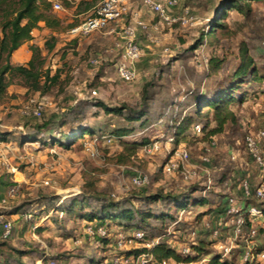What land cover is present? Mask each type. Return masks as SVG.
<instances>
[{
    "label": "rangeland",
    "instance_id": "rangeland-1",
    "mask_svg": "<svg viewBox=\"0 0 264 264\" xmlns=\"http://www.w3.org/2000/svg\"><path fill=\"white\" fill-rule=\"evenodd\" d=\"M56 1L63 6V10L54 9L63 20L62 27L55 32L40 27L32 42L41 48L45 67L52 73L60 71L58 81L47 92H39L28 90L21 78L15 76L0 105V200H7L0 202V214L13 225L7 238L0 228V242L5 241L7 253L19 257L24 264H112L117 232L130 233L131 229L111 222L107 228L109 241L104 243L98 234L87 232L90 225L96 228L95 222L67 213L65 207L70 199L81 197L80 193L100 194L128 206L146 208L144 200L134 199V193L168 194L184 190L206 194L211 199V212L199 217L203 207L190 206L177 213L172 210L173 218L165 222L150 218L140 224L147 232V242L152 246L163 242L183 259L166 258L169 264H200L214 253L242 264L241 249H247L249 244L264 248V231L246 243L225 224L227 218L221 211L224 207L221 199L225 196L221 194L235 196L240 206L243 200L240 182L247 178L256 188L262 181L257 165L246 153L244 137L247 131L264 125V83L245 84L246 100L230 105L236 120L228 122L215 135L204 137L203 132L196 134L192 127L196 123L206 125V130L213 127L212 111L207 116L191 113L197 92L216 87L237 67L241 46L248 48L264 72V1L250 2V16L232 10L224 22L231 32L226 36H209L206 31L222 0H179L174 15H186L188 22L164 23L158 30L145 34L158 40L163 37L164 44L159 51L154 46L156 52L151 49L136 61V77L132 81L118 77L116 64L121 48L115 45L118 36L107 33L109 27L119 30L122 24L112 23L93 32L94 36L71 38L65 35V28L70 23L79 24L92 9L75 17L71 15L74 7L78 4L77 9L85 10L88 0ZM52 36L55 42L50 49ZM26 43L13 53L12 64H26L31 54ZM164 47L169 50L162 52ZM211 57L222 61L215 70L209 66ZM95 58L96 64L91 62ZM144 91L148 99L142 121L129 123L122 115L107 113L94 104L100 100L112 107L126 104L138 110ZM31 99L44 103L40 117L23 113ZM74 115L88 123L95 133L77 138L67 147L48 142L47 128L54 133L67 131ZM186 116L193 120L182 130L185 137L178 134L180 140L175 142V125ZM44 123L49 125L43 126ZM130 125L134 130L124 139L140 143L147 139L131 155L123 139L110 134L115 127ZM26 134L33 135L22 140L20 137ZM181 149L189 151V161L185 166L166 171L164 166L176 162V153ZM231 152L237 154V160L230 158ZM185 169H195L197 175L187 180ZM137 174L147 176L144 187L134 186L132 178ZM208 178L213 185L204 193ZM11 189H15L13 195L9 194ZM262 201L252 198L245 203L260 206ZM150 206L157 211L169 203L157 201ZM212 227L220 230L218 237L211 234ZM194 230L195 236L191 234ZM218 242L230 247L227 255ZM199 244L205 249L197 256L195 246ZM187 256L195 258L185 261ZM8 262L12 263L11 259L0 254V264Z\"/></svg>",
    "mask_w": 264,
    "mask_h": 264
},
{
    "label": "trees",
    "instance_id": "trees-1",
    "mask_svg": "<svg viewBox=\"0 0 264 264\" xmlns=\"http://www.w3.org/2000/svg\"><path fill=\"white\" fill-rule=\"evenodd\" d=\"M96 1L97 0H90L85 2L89 7ZM263 1L264 0H222L221 5L215 12V18L210 24V29L206 31L207 35H228L231 31L224 22L232 10L238 9L245 16H250L252 10L250 2L259 3ZM41 23L44 26L51 28L53 31L60 29L63 25L62 18L54 11L50 0H0V105L6 98L8 87L12 83L15 76L21 78L23 86L28 90L39 92H47L50 87L58 81L60 71L56 69L54 73H52L51 69L45 67V58L38 45L31 44L29 46L31 55L26 64L14 65L10 61V58L17 49L33 39L32 33L35 29H39L41 27ZM74 25L75 24L70 23L68 27H72ZM51 39V42L48 43L50 49L54 47L55 37L52 36ZM221 64L222 61L217 59V57H211L209 59V66L212 70L217 69ZM251 82L258 84L264 83V72L260 70L255 57L249 52L248 48L246 46H241L239 52V63L233 72L220 80L216 87L208 90H201L196 94L195 105L191 110V113H195L198 116H207V113L212 111L213 119L215 121V125L208 130L205 129L206 125H203L202 132L204 137L212 136L223 131L228 122L236 120V113L230 105L246 100L248 93L247 91H244L245 84ZM141 99V108L138 110L130 108L126 104L112 107L100 100L96 101L94 104L96 106H100L107 113L110 112L122 115L124 120L131 123L132 121H142L143 119L145 113L144 107L148 99L145 91L143 92ZM192 120L191 116H186L179 124L175 125V142L180 140L176 137V135L182 134L181 137H185L182 130L188 127ZM69 123V129L61 133H54L50 127V129L47 128L46 138L49 140L47 141L54 143L58 142L67 147L70 142L76 140L77 138L95 133L94 129H92L88 123H83L76 115L73 116ZM75 123L78 125L73 126ZM48 125L49 123H44L43 126ZM194 125L192 127H194ZM38 128L41 130V126ZM133 130V125L121 126L113 128L110 133L119 139H123L124 146L130 155L134 154L139 144L147 143V139H143L141 143L139 141H129L124 139L130 135ZM1 133L2 132H0V134ZM32 135L33 134H26V136H22L20 138L22 140L31 139ZM144 186H139L137 188ZM80 194L81 197H74L70 199V203H68L65 209L69 214L88 219L91 223L95 222L96 227L104 226L108 228L109 224L113 222L115 224H121L128 229H141L142 227H140V224L146 223L150 218H154L162 222H165L168 218H173V214L171 213L172 210L177 213L178 211L189 208L190 206H202L203 209L198 213L199 217L210 213L212 210L210 205L211 199L206 194L197 195L189 190L168 194H162L161 192H154L148 195H144L141 192L134 193L132 195L134 199L144 200V203L147 205L146 208L128 206L121 201L107 199L100 194ZM223 195L225 196L221 199V202L224 207L221 211L222 214L225 215L230 196H227L224 193L221 194V196ZM90 200H96L97 203L93 205L88 202ZM128 201L129 200H127V202ZM157 201L167 202L169 203V206L162 207L156 211L150 206V204ZM86 207L89 209H86ZM259 207L264 212V200ZM249 225L250 223L247 222L246 226L249 227ZM212 229L214 228L212 227ZM102 239L104 243L109 241L108 238ZM195 249L197 250V256H199L205 248L199 244L195 246ZM244 250L245 248L241 249V257ZM18 251L19 253L21 252V250ZM151 251L155 256L156 262H161L169 257H174L176 261L183 260L179 254L175 253L174 250L170 249L163 242L153 245ZM7 252L8 250L6 249L5 241H1L0 254L11 259L12 263H8L24 264L22 259ZM193 258L195 257L187 256L185 261H191ZM205 264H235V261L229 260V257L223 256L220 253H214L209 257Z\"/></svg>",
    "mask_w": 264,
    "mask_h": 264
},
{
    "label": "built area",
    "instance_id": "built-area-1",
    "mask_svg": "<svg viewBox=\"0 0 264 264\" xmlns=\"http://www.w3.org/2000/svg\"><path fill=\"white\" fill-rule=\"evenodd\" d=\"M132 2H140L142 5L151 9L160 20L167 24H174L180 22L185 24L188 22V17L175 16L170 8L178 5L179 0H101L94 8L93 13L81 21L79 24L71 27L69 33L73 37H86L91 35L95 31H101L108 28L112 23H116L124 18L129 11V5ZM52 6L56 10H63L61 2L54 1ZM136 20L134 23H123L119 30L111 28V32L118 36V41L115 43L116 46L121 48V57L116 64V73L123 81H132L136 77V61L145 54V51L139 43L137 37V27L148 31V25L144 20L138 17V13H134ZM157 29V28H156ZM150 33V32H149ZM152 41L156 38L151 37ZM148 35V36H149ZM169 49L165 48L167 52ZM92 63L96 64L98 59H92ZM96 91L93 90V94ZM43 102H36L34 99L30 100V103L25 106L23 110L24 114H31L33 117H40L43 112ZM203 124L196 123L193 127L196 134L202 132ZM244 147L246 153L250 157L251 161L257 165L259 169V175L262 181L256 188H253L249 179H243L240 182V191H242L243 200L241 205L237 206V200L235 196H230L225 212L227 220L225 224L229 225L232 232L244 238L245 242L248 243V239L256 237L260 231H264V212L258 205L246 202L251 198H255L258 201L264 200V125L252 130L247 131L244 137ZM178 159L176 162L164 166L165 170L171 172L179 165H184L190 159V153L187 149H181L176 153ZM232 160H237V154L235 152L230 153ZM205 160H208L205 158ZM197 175L195 169H185L184 178L192 179ZM132 182L135 187L144 186L148 183L147 176L145 174H137L133 176ZM213 182L210 178L206 182L204 193L211 189ZM15 189L9 190V194L13 195ZM1 203H6V198L0 200ZM30 216V215H29ZM250 225L247 228V235L243 234L246 227V223ZM0 228L2 229V236L7 238L10 237L13 231L12 222L5 218L3 214H0ZM89 234H98L102 238H108L110 232L104 226H98L96 228L90 225L87 229ZM195 236V231L191 233ZM214 237L220 235L219 229H212ZM147 232L143 229L134 228L131 229L130 233L118 231L115 237V254L112 257V264H169L164 259L161 262H156L155 256L151 251L152 245L146 241ZM220 248H225V255L230 252V247L225 246L221 242H218ZM141 245V247H138ZM189 251V250H188ZM243 264H258L261 260H264V248L258 249L254 244L248 245L247 249L241 257ZM208 259H203L200 264L207 262ZM181 264H187V262Z\"/></svg>",
    "mask_w": 264,
    "mask_h": 264
},
{
    "label": "crops",
    "instance_id": "crops-1",
    "mask_svg": "<svg viewBox=\"0 0 264 264\" xmlns=\"http://www.w3.org/2000/svg\"><path fill=\"white\" fill-rule=\"evenodd\" d=\"M52 3L56 0H50ZM71 3L73 2L72 0H69ZM90 1V0H88ZM101 0H97L95 3H93L91 6L89 7H86L85 10L78 8V4L74 7L75 8V12L74 13H71L72 16H79L81 14H84L88 11H90V9H92L90 15L93 13V10H94V7L100 2ZM176 10H177V6L175 7H172L170 8V11L173 13V14H176ZM134 13H138V17L142 20L145 21V23H147L148 25V31H146L145 29H141L140 27H137V37H138V40H139V43L141 44V46L143 47L144 51H145V54L147 55L148 52H150V50L156 46L155 48L157 49L156 51H159V47L164 44V40H163V37L160 38L158 40V38L155 40V41H152L151 38L148 36V35H145L147 34V32H152L154 30H158L159 28H161L162 26H164V22L162 20H160V18L151 11V9H149L148 7L142 5L140 2H132L130 5H129V11L128 13L124 16V18L120 21H118V25L120 24H123V23H134L135 20H136V17L134 16ZM62 23H63V20H62ZM75 26V25H74ZM41 27H45V28H48L46 26H44L42 23H41ZM73 27V26H72ZM113 27V26H112ZM112 27H109V29L107 30V33L108 34H112L111 32V28ZM71 28V27H70ZM68 27L65 28V35L66 36H69L71 38H74L70 33H69V29ZM157 28V29H156ZM50 30H52L51 28H48ZM38 29H35L33 31V35H35V32L37 31ZM53 31V30H52ZM55 32V31H53ZM92 36H94V34L92 33L91 34ZM147 36V37H146ZM91 37V36H90ZM33 40V39H32ZM32 40H30L29 42V45H28V49L30 51V48L29 46L31 44H33ZM26 43V44H27ZM167 48V47H164L162 48L163 50H161L162 52L164 51V49ZM18 50V49H17ZM16 50V51H17ZM153 50V49H152ZM154 51V50H153ZM154 51V52H156ZM153 53V52H152ZM31 55V54H30ZM1 160V159H0ZM4 215V214H3ZM36 229V226L34 227ZM188 263V262H187ZM191 264V263H189ZM258 264H264V260H261Z\"/></svg>",
    "mask_w": 264,
    "mask_h": 264
}]
</instances>
